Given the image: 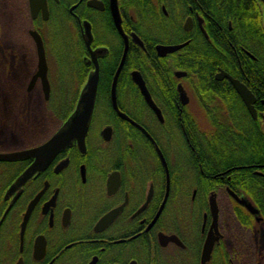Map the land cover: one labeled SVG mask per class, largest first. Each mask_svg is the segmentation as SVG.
<instances>
[{
    "label": "flooded vegetation",
    "instance_id": "af4514ba",
    "mask_svg": "<svg viewBox=\"0 0 264 264\" xmlns=\"http://www.w3.org/2000/svg\"><path fill=\"white\" fill-rule=\"evenodd\" d=\"M92 1L96 5H90ZM124 1L118 0V9L126 36L116 24L111 0H45V6L42 0L34 6L32 0H0V50L5 44L0 67L15 63L19 75L16 91L0 82V153L33 148L53 137L75 111L96 66L99 69L86 149L73 141L21 185L18 178L34 160L0 161V264H204V245L213 223L209 206L213 191L221 237L206 264H231L241 246L253 254L259 247L225 241L223 208L216 190L207 194L204 209V178L220 179L230 195L231 177L230 170L206 171L201 155L205 140L214 137L212 119L223 117L217 107H227L232 119L250 116L264 125V98L244 81L246 70L241 67L237 75L231 72V57L256 61L257 54L231 42V19L205 12L228 6L226 0H179L187 13L181 23H177V11L172 13L173 8L171 12L162 4V12L174 23H168L165 33L152 25L142 27ZM253 1L260 8L264 30V0ZM85 22L91 27L90 44ZM32 31L43 43L48 92L45 78L39 75L40 54ZM126 37L128 53L117 76ZM160 44L184 46L160 55ZM193 52L210 55L209 66H188ZM175 57L182 59L184 67L170 65ZM136 72L161 116L145 98ZM222 72L253 92L256 118L231 81L218 78ZM206 74L212 83L203 81ZM180 85L187 94L186 103ZM231 89L239 98H229ZM204 91L212 98H203ZM205 108L215 113L206 114ZM27 133L44 138L29 144ZM255 173L263 174L259 167ZM114 211L118 213L111 221L102 222ZM230 214L246 229L233 211ZM161 234L176 235L182 244H163Z\"/></svg>",
    "mask_w": 264,
    "mask_h": 264
},
{
    "label": "trees",
    "instance_id": "16d2710c",
    "mask_svg": "<svg viewBox=\"0 0 264 264\" xmlns=\"http://www.w3.org/2000/svg\"><path fill=\"white\" fill-rule=\"evenodd\" d=\"M179 0H125L124 4L128 9L132 10L134 14L139 17V23L142 27H149L150 25L155 30H161L162 33L169 28L172 17H167L162 12L161 6L165 5L168 10L174 9L172 13L177 11V23L186 16L180 8ZM217 7L213 10H206L208 14H214L216 17L231 19L233 32H231V42L236 43L240 47L254 52L257 57L255 60H249L247 57L235 58L231 57V72L237 75V71L242 68L246 70L244 81L254 87L259 97L264 98V30L260 23V8L253 0H226V5ZM177 9V10H176ZM174 17V16H173ZM227 22V21H226ZM169 23V24H168ZM176 23V24H177ZM149 25V26H148ZM225 25V24H224ZM143 35V30H140ZM227 44V42H225ZM239 44V45H238ZM232 52V49H231ZM211 56L205 55L202 57L199 53L193 52L189 59L188 66H209L211 63ZM194 62V63H192ZM172 67H184L182 59L175 57L170 63ZM242 67V68H241ZM248 72V73H247ZM206 83H212L206 74L203 77ZM220 98H227V96L219 95ZM203 98H212L206 91H204ZM229 98H239L235 90L231 89V96ZM221 109L219 114L223 117L213 118L212 129L214 137H209L205 140L201 149L202 162L205 170H212V172H228L231 177L229 180V187L239 196L248 198V200L255 205L262 217L261 222L254 219V215L238 204L229 194L224 190V186L220 179H212L210 177L204 178V196L203 206L206 207L207 194L211 190H216L221 196L225 198L226 203L232 204L233 212L235 213L239 222L244 226L246 232L242 236V242L249 243V240L254 244V234L257 232L259 226H264V127L261 119H252L250 116L245 118H231V111L227 107H217ZM264 109V107H263ZM206 114L213 115L215 112L205 108ZM216 116V115H215ZM224 118V119H223ZM225 120V121H223ZM223 121V122H219ZM231 134V138L225 136ZM261 166V167H260ZM259 167L262 175L256 174L255 170ZM263 253L258 254L259 260L257 264H264V250ZM255 253V251H254ZM232 258V257H231ZM239 259V258H238ZM233 262V261H232ZM231 264H234V262Z\"/></svg>",
    "mask_w": 264,
    "mask_h": 264
},
{
    "label": "water",
    "instance_id": "95a60500",
    "mask_svg": "<svg viewBox=\"0 0 264 264\" xmlns=\"http://www.w3.org/2000/svg\"><path fill=\"white\" fill-rule=\"evenodd\" d=\"M36 0H32V6H34ZM42 6L46 5L45 0H42ZM90 5H96L93 1L90 2ZM112 10L114 12V18L116 21L117 26L121 30L122 34L126 36L122 30L121 27V17L119 14L118 9V0H111ZM191 23V18L188 19L187 27H189ZM84 30L85 34L88 38V44H90L92 40V33H91V27L88 22L84 23ZM32 35L36 38V41L38 43V51L40 54V72L39 75L45 78L44 81L47 90L49 91V84L46 78V72H47V63L45 59V51L43 47V43L41 40L40 35L32 31ZM136 41H139L140 44L143 45V42L140 40V38L135 34ZM126 48H125V54L123 57V60L121 62L120 68L118 70L117 76L121 70V68L124 65L127 53H128V41L126 37ZM184 45L183 44H177V45H163L160 44L157 46V50L160 55H167L168 53H174L178 50H180ZM93 58H96V52H93ZM136 81L138 82L145 98L147 99L148 103L157 111V113L161 116V112L159 108L154 103L151 94L149 93L146 83L143 80L142 76L139 72H136ZM178 75H181L182 72H178ZM227 77L233 86L235 87L238 94L241 96V98L246 103L248 109L250 110L252 116L254 118L257 117V110L254 106L256 102V97L254 96L253 92L245 85L243 82H241L239 79L234 78L232 75L227 74L226 72H222L218 75V78L223 79ZM98 81H99V69L98 66H96L95 72H93L88 82L86 83L85 87L83 88L75 111L70 116V118L67 120V122L61 127V129L53 136L51 137L47 142H45L42 145L25 149V150H19V151H12V152H3L0 153V161L4 162H15V161H22L27 159H33V164L18 178L17 183L23 184L27 179H29L32 175H34L36 172H40L44 170L54 159V157L60 153L61 151L65 150L69 146L72 145L73 141H77L79 147L84 150L86 149L85 139L87 136V133L89 131V126L93 117V112L95 109V103H96V97H97V88H98ZM116 85V80L114 83V86ZM179 90L181 92V98L183 103H186L188 101V97L186 92L183 90L182 86L180 85ZM113 97L115 100V91H113ZM166 163V162H165ZM168 189H169V182H168ZM228 191L230 195L233 197V199L238 202L240 205L244 206L251 214L258 216L257 220L260 221L262 218L259 217L260 211L259 209L253 205L247 198L240 197L238 194H236L233 190L228 188ZM209 206H210V212L213 217V223L211 225L210 232L208 234V237L206 239L204 250H203V263L206 264L210 258L212 250L215 246V243L220 240L221 234L219 231V206L217 201V194L216 192H212L209 196ZM117 211L112 212L107 217H105L102 222L104 221H111L116 215ZM161 242L163 244H166L170 241L181 243L180 239L176 235H165L161 234ZM130 264H137V262L133 261Z\"/></svg>",
    "mask_w": 264,
    "mask_h": 264
},
{
    "label": "rangeland",
    "instance_id": "374dc122",
    "mask_svg": "<svg viewBox=\"0 0 264 264\" xmlns=\"http://www.w3.org/2000/svg\"><path fill=\"white\" fill-rule=\"evenodd\" d=\"M8 38L5 37V40L7 41ZM10 43V40H9ZM7 44V43H6ZM5 44H1V50L0 52H2V49L4 48ZM7 54L5 55L4 62H7ZM9 61L10 58H9ZM16 66L15 63H11L10 62V66L8 68V64L3 65L2 67H0V82L3 84L7 85V88H13L15 91L17 89V87H15V85L18 83V78L19 75L17 73V70L14 68ZM4 67V68H3ZM74 93V91L72 92V94ZM6 98H9L6 96ZM28 134L25 135L27 136V143H37L39 141H41L44 138V135L41 134H35V135H31ZM41 135V136H40ZM40 136V137H39ZM14 141V140H13ZM25 141V140H24ZM15 142V141H14ZM209 194V192H208ZM227 201L225 200L224 196H221L220 199V204L223 208V227H224V231L226 234V239L225 241L227 243H236L241 245L243 238H242V234H243V229L241 228V226L237 223V221H235V219H231V214L233 211L232 208V204H231V211H230V206L228 203H226ZM205 209V208H204ZM258 230L260 231L259 234L255 233L254 236V245H258L259 247L257 248L256 252L253 254L250 251H247L245 249H242L243 247L241 246V250L239 248H237V252L239 253V259H237L235 262V264H257L256 261L257 259L259 260V256L258 254L263 253L262 250H264V226H259ZM244 241V240H243ZM249 244H253L250 240H249ZM255 248V246L253 247Z\"/></svg>",
    "mask_w": 264,
    "mask_h": 264
}]
</instances>
